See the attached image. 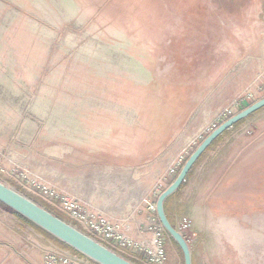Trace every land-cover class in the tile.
Instances as JSON below:
<instances>
[{
	"label": "rangeland",
	"instance_id": "obj_1",
	"mask_svg": "<svg viewBox=\"0 0 264 264\" xmlns=\"http://www.w3.org/2000/svg\"><path fill=\"white\" fill-rule=\"evenodd\" d=\"M239 59L148 144L156 78L148 68L93 34L66 0H0V182L65 217L24 170L56 181L125 166L153 188L184 154L157 201L212 131L202 127L208 112L235 115L264 97H247L264 69L249 79ZM229 130L186 186L199 206L182 205L174 226L192 221L185 237L195 264H264V109ZM13 164L22 169L10 174ZM166 249L170 264H184L173 240ZM50 253L77 255L0 206V264H47Z\"/></svg>",
	"mask_w": 264,
	"mask_h": 264
},
{
	"label": "water",
	"instance_id": "obj_2",
	"mask_svg": "<svg viewBox=\"0 0 264 264\" xmlns=\"http://www.w3.org/2000/svg\"><path fill=\"white\" fill-rule=\"evenodd\" d=\"M66 1L93 34L156 76L148 144L264 31V0ZM263 109L264 97L209 133L159 195L156 214L184 264H193L191 248L169 220L166 200L219 137ZM0 203L96 264H134L2 182Z\"/></svg>",
	"mask_w": 264,
	"mask_h": 264
},
{
	"label": "built area",
	"instance_id": "obj_3",
	"mask_svg": "<svg viewBox=\"0 0 264 264\" xmlns=\"http://www.w3.org/2000/svg\"><path fill=\"white\" fill-rule=\"evenodd\" d=\"M262 76L260 78H264V73ZM257 87L258 90L248 91L247 97L253 98L259 91L264 90V80ZM232 116L230 110L218 113L212 123L203 130L204 133L215 130ZM204 133H201V136ZM196 143L197 138L192 144ZM1 158L0 153V163ZM184 158V154L179 155L156 185L146 189V192L143 191L145 193L140 189L147 187L142 184V180L136 178L138 174L135 171L118 168L101 169L104 176L103 178L98 177L100 185L104 191L112 192L104 197V202L86 194L77 185H74V182L68 181L67 175L58 176L56 181L49 177H40L28 170H24L26 174L22 173V175L28 179L29 185L41 187L40 196L49 204L57 207L69 219L71 225L109 250L124 258L130 257L141 264H167L166 246L167 241H172V238L161 223L141 222L137 220V215L145 209L151 215L156 214L154 196L166 185L165 182L169 177L176 175L177 167L181 165ZM0 168L2 167L0 166ZM21 169L19 165L13 164L5 170L13 174ZM125 177L129 178L123 181L122 179ZM120 192L128 193L132 197L129 203L132 204L129 208L127 207V211L122 213L113 210L111 204L106 200L108 196L117 197ZM191 228L192 221L189 218L182 219L177 226V230L184 237ZM46 258L47 264H92L93 262L79 255L69 256L61 253H50Z\"/></svg>",
	"mask_w": 264,
	"mask_h": 264
},
{
	"label": "crops",
	"instance_id": "obj_4",
	"mask_svg": "<svg viewBox=\"0 0 264 264\" xmlns=\"http://www.w3.org/2000/svg\"><path fill=\"white\" fill-rule=\"evenodd\" d=\"M240 64V65H239ZM239 65L240 72L245 71L248 75L249 79H254V77L264 69V42L257 43L256 39L243 51V53L240 54L239 62L236 64ZM247 103V102H245ZM209 116L204 120V125L202 127H208L212 121L215 119L216 115L220 112L213 113L208 112ZM236 127H233L235 129ZM225 135H222V138L215 144L209 151H206L204 156L200 159L197 165L193 167L191 172L189 173V176L187 177L186 181L183 183L182 189L174 194L166 203H165V210L167 213L168 218L170 221H172L175 225L177 224V213L179 211V208L182 205H185L186 207H189L190 209L195 208L199 206L198 203H195V193L193 190L185 191L187 188L189 181L193 179L194 174L196 175V172L198 169L201 168L202 164L205 163L206 159L209 158V156L213 153V151L216 150L220 142L224 139L225 136H227L228 132ZM203 132V131H202ZM201 132V133H202ZM118 169L121 170H129V167L125 166H117ZM99 170V169H97ZM79 177L74 176L72 179L68 177V181L74 182V185H77L79 189H82L86 194L93 196L100 201H103L104 197L108 194H111L112 192L108 190V192L104 191L102 188V185H100V180L98 177L92 176L90 174V171L80 172L77 174ZM144 176L138 175L136 178L142 180V184H144V179L148 175L143 174ZM129 177H125L124 180H127ZM147 188L142 189L141 192L145 191L149 188V185H145ZM143 192V193H145ZM130 193V191H129ZM119 195V197H118ZM130 198L132 199L131 195L129 196L128 193L120 192V194H117V197L108 196L106 197V200L111 204V207L115 211H119L120 213L127 211V207L129 208L130 205ZM104 202V201H103ZM133 202V200H132ZM157 203V201H155ZM138 221H149L150 223H160L159 218L157 214H152L146 211V209L141 213L137 215ZM188 241V240H187ZM189 243V242H188ZM173 245V244H172ZM175 245V244H174ZM190 245V244H189ZM173 247V246H172ZM191 248V247H190ZM192 252V250H191ZM192 259L193 264L194 263V257L192 253ZM167 264H170V260L168 259ZM96 264V263H94Z\"/></svg>",
	"mask_w": 264,
	"mask_h": 264
},
{
	"label": "trees",
	"instance_id": "obj_5",
	"mask_svg": "<svg viewBox=\"0 0 264 264\" xmlns=\"http://www.w3.org/2000/svg\"><path fill=\"white\" fill-rule=\"evenodd\" d=\"M253 116V115H252ZM251 116V117H252ZM244 121H241V122H239L238 124H236L234 127H237V126H239V125H241L242 123H243ZM227 133V131L223 134V135H225ZM222 138V136L221 137H219L213 144H212V146L207 150V151H209L215 144H217V142L220 140ZM204 156V155H203ZM202 156V157H203ZM201 157V158H202ZM200 158V159H201ZM200 159H199V161H200ZM198 161V162H199ZM197 162V163H198ZM197 165V164H196ZM195 165V166H196ZM189 176V175H188ZM187 176V177H188ZM187 179V178H186ZM182 187H183V185L180 187V189L176 192V193H178L181 189H182ZM175 193V194H176ZM173 196V195H172ZM171 196V197H172ZM171 197H169L167 200H166V202L171 198ZM165 202V203H166ZM0 206L1 207H3L5 210H7L8 212H11L13 215H15L18 219H20L23 223H25L26 225H28V226H30V227H32L33 229H35V230H37V231H39L43 236H45L47 239H49V240H51L52 242H54L55 244H57L60 248H62V249H65V250H70V251H72L74 254H77V255H79V256H82V257H85V256H83V255H81L79 252H77V251H75L74 249H72L71 247H69L68 245H66L65 243H63V242H61V241H59L58 239H56L55 237H53L51 234H49L48 232H46V231H44L43 229H41L40 227H38L37 225H35L34 223H32L31 221H29L28 219H26L25 217H23V216H21V215H19L18 213H16V212H14L12 209H10V208H8L7 206H5L4 204H2V203H0ZM50 212H52L53 214H55L56 216H58V217H60L61 219H63V220H65L66 221V218L65 217H63V216H61L60 214H57L56 213V210L55 209H53V208H47ZM170 220V219H169ZM171 223L173 224V225H175L172 221H171ZM173 240V239H172ZM173 242H174V244L176 245V247L180 250V253L182 254V251H181V249L179 248V246L177 245V243L173 240ZM182 257H183V254H182ZM184 259V258H183ZM128 260H130L131 262H133L134 264H140V263H138V262H136V261H133V260H131V259H128Z\"/></svg>",
	"mask_w": 264,
	"mask_h": 264
}]
</instances>
